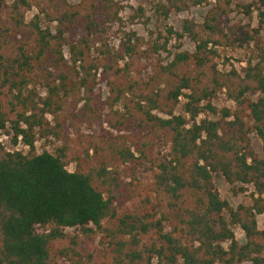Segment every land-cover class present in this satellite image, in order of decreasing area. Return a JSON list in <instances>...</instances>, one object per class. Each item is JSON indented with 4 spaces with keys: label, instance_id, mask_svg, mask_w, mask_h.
Masks as SVG:
<instances>
[{
    "label": "trees",
    "instance_id": "16d2710c",
    "mask_svg": "<svg viewBox=\"0 0 264 264\" xmlns=\"http://www.w3.org/2000/svg\"><path fill=\"white\" fill-rule=\"evenodd\" d=\"M213 1L217 9L202 24L187 20L181 33L168 28L163 43L129 33L113 53L107 37L122 22L115 0H0V133L12 148L0 140V264H264V158L254 144L264 151V48L241 72H223L216 48L228 40L230 4L166 0L154 16ZM259 2L256 33L264 32ZM174 38L190 40L194 52L172 53ZM165 53L167 64L157 58ZM142 59L151 63L143 76L132 70ZM101 71L110 109L123 105L139 128L136 142L115 143L107 156L86 162L89 170L78 164L71 172L63 156L40 154L36 144L62 140L63 116L81 118L69 104L93 94ZM221 96L233 107L216 104ZM113 161L130 164V172L145 168V198L134 194L136 174L121 183ZM216 175L253 186L252 202L231 209ZM232 226L243 230L245 244ZM77 228L96 243L93 252L64 233Z\"/></svg>",
    "mask_w": 264,
    "mask_h": 264
},
{
    "label": "rangeland",
    "instance_id": "374dc122",
    "mask_svg": "<svg viewBox=\"0 0 264 264\" xmlns=\"http://www.w3.org/2000/svg\"><path fill=\"white\" fill-rule=\"evenodd\" d=\"M115 1L121 6L122 22L112 26L107 37L109 49L113 53L119 52L123 48V43L127 41L126 36L129 33H136L139 37L145 39L146 42L153 44L161 36L163 38L169 37L168 28H173L175 32L181 33L185 21L190 20L197 24H202L206 16L212 10L217 9V3L213 1L209 5L192 7L187 12L172 13L168 19H159L154 16L155 5L166 0ZM225 4H230L231 9L228 17L230 21L224 24L228 40L226 39L222 46L216 48L219 54L216 62L223 72H230L232 70L241 72L249 61L257 60L259 54L258 48H264V32L256 33V30L260 28L258 8L259 6L261 7V3L259 0H222L221 5ZM248 7H251L252 10L250 14L247 13L246 8ZM37 13V10H33L29 14V19L33 18ZM163 42L164 40L160 39L159 43ZM170 44L172 53L177 52L178 47H182L183 50L189 52H194L195 50L194 44L188 39L178 41L174 38ZM98 48H101V44L98 45ZM98 48L94 49V56L96 58L100 56ZM157 58L164 64H167L171 60V56L168 53ZM154 62H158V60L155 59ZM121 64L124 65L125 62H121ZM149 67H151L150 60L146 61L142 59L134 64L132 63V70L136 73L139 72L141 76L148 72ZM96 81L99 85L93 94H90L89 97L83 94L84 101L77 107L74 101H71L69 104L70 109L76 108L74 113L81 118H75V115L72 114L63 116L62 140L51 137L41 139L36 144L40 154L49 152L54 155L63 156L68 165L67 168L71 172H75L79 168L78 164H81L82 167L85 166V169L89 170L93 164L87 165L86 162H90L91 159L99 155L107 156L111 152L112 146H116L115 143L127 145V148H134L133 145L136 142L134 132L139 128L134 124V120L126 115L127 112L123 109L124 106L120 105L111 110L108 105L110 92L107 87V76H104L101 71L98 73ZM89 98H91L90 102L88 101ZM216 104L220 107H233V104L228 102L225 96H221ZM86 113L88 114L87 116L85 115ZM121 122H125V125L120 130L114 129L113 126ZM0 140L7 149L12 150L11 137L9 135L5 132L0 133ZM254 144L256 151L264 158L261 143L254 139ZM19 149L26 150L23 146H19ZM109 164H111L109 168L114 172V175L116 173L120 174L118 179L123 184L126 183L128 185L131 183L133 176L136 174L137 180L134 182L136 187L134 194L139 197L140 195L143 198L146 197V194L143 195V191L150 184V175L145 171V168L134 169V172H130L132 167L130 164L124 165L118 161H113ZM215 183L222 198L229 203L231 209H237L240 205L252 202V195L255 191L253 186L231 185L222 175L215 176ZM127 203L126 207L132 205L130 202ZM258 220L260 228L264 229V216H260ZM232 229L237 239L242 244H245L246 236L243 230L238 226H232ZM38 231L43 233L45 230L40 228ZM64 233L66 236L80 237L79 240L82 242L81 247L84 248L83 251L85 253L94 251L96 243H90L88 239L84 238L80 228L66 229ZM62 264H66V262L63 261Z\"/></svg>",
    "mask_w": 264,
    "mask_h": 264
}]
</instances>
